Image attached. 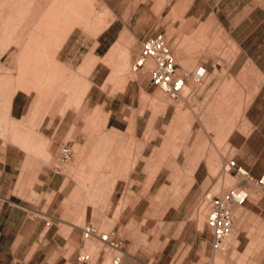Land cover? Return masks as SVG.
Returning a JSON list of instances; mask_svg holds the SVG:
<instances>
[{
  "label": "rangeland",
  "instance_id": "374dc122",
  "mask_svg": "<svg viewBox=\"0 0 264 264\" xmlns=\"http://www.w3.org/2000/svg\"><path fill=\"white\" fill-rule=\"evenodd\" d=\"M4 1L7 5L5 3L3 7L1 5L4 3L0 4V11L8 8L9 1L11 14L19 4L22 8L25 1L28 2ZM45 1L36 4V12H26L29 16L34 13L31 17L18 11L22 15L14 18L19 22L21 20V24L27 20V31L30 29L40 39L47 37V42L54 43L58 38L64 39L70 18L64 15L58 21L52 19L38 24L37 20L43 18L48 6L54 2ZM191 1L192 6L186 11ZM87 3L96 10L94 24L115 18L113 6L124 7V19L115 20L112 30L122 27L121 34H126L117 37L103 58L92 51L95 35L88 31L89 28L72 26L57 51V62L53 68L59 72L58 75L65 71L62 75L66 78L80 77L79 67L88 57L93 62L101 60L102 67L98 63V69H90L86 75L84 81L88 88L85 95L80 102L77 101V105L74 103L77 91L70 92L69 96L65 94L64 98L67 99L61 96L51 100H36L34 95L18 91L24 94L22 101L26 102V107L21 116L11 117L14 122L9 125L11 121L0 101V134L8 137V133L14 131L38 140L40 145L36 146L38 150L35 154L40 162L51 165L53 172L62 173L80 185V195L69 202L73 206V221L81 223L85 219V223L90 222L101 230L112 227L121 239L124 251L138 258L150 255L154 258L151 262L156 263L157 250L162 245L160 231L165 227L163 216L176 214L180 217L181 212H174V206L182 195L180 193V197H175L173 192L178 187H184L187 171L195 166L193 182L185 191L182 190V194L185 193L184 203L189 199L188 204L198 218V226H201V220L208 230L200 211L203 193L208 191L214 194L236 184V177L232 172L224 171L222 164L229 156L236 155L231 141L234 143L247 130L243 108L262 76L251 67L250 61L256 57L258 63L264 64V0H88ZM100 4L110 10L113 18L105 13L98 16ZM163 8L175 14L179 20L164 36L181 69L189 70L203 60L225 61V69H207L202 84L192 86L188 82L187 92L174 97L152 85L147 73L142 70L132 73L129 66L133 55L128 57V49L130 53H136L139 42L127 35L126 28L130 25L145 27V19L152 14L157 15ZM16 11L13 12L18 14ZM3 12L0 15L4 14L1 18H5V23L9 25L13 20L18 23L19 31V22L11 18L14 15H8L9 9L7 13ZM5 14L8 16L5 17ZM23 15L26 16L24 19ZM171 33H175L176 37L169 40ZM111 39L110 36L108 41ZM2 60L6 67L13 68L12 61L6 56ZM0 72L5 71L1 69ZM13 81H10L13 83L9 87L16 82ZM9 87L7 85L6 89L14 86ZM59 111L65 112V115L62 117ZM19 112L20 109L17 115ZM41 112H47L43 126L50 119L47 131L23 132L39 126ZM3 129L5 133L8 131L7 134ZM7 137L6 140H14L12 136L11 139ZM14 141L17 142V139ZM62 146L68 147L69 153L66 159L59 161ZM95 152L101 155L94 157ZM120 152L123 158H128L126 166L116 163ZM208 164L212 167L209 168ZM127 168L133 169L131 178L123 181L113 179L125 177ZM212 168L214 174L210 172ZM174 186H177L176 189ZM251 187V195L241 204L233 206L236 207L233 209L236 244L226 252L210 247L213 264H264V218L249 214L242 219L243 214L237 213L246 203L256 202L259 194L253 192L254 185ZM257 220L260 224L255 229L251 228V222ZM246 236L248 241L241 249ZM90 239L92 241H88ZM84 241V249L91 258L97 252L105 257L109 254L97 240L89 238ZM174 245L171 242L167 248ZM185 245L180 252L184 251ZM191 248L188 253L190 264H205V256L193 250L195 245Z\"/></svg>",
  "mask_w": 264,
  "mask_h": 264
},
{
  "label": "crops",
  "instance_id": "0c3cea01",
  "mask_svg": "<svg viewBox=\"0 0 264 264\" xmlns=\"http://www.w3.org/2000/svg\"><path fill=\"white\" fill-rule=\"evenodd\" d=\"M192 3L193 1L189 3L186 11L191 8ZM112 10L116 14L115 18L95 35L92 51L98 57L105 58L106 53L122 32V27L112 30V26L115 20L124 19L122 14L125 9L113 6ZM174 15L163 8L157 15L152 14L145 19V27L136 25L131 27L130 25L129 28H126L127 35L131 36L133 41L138 42L146 35L157 32H161L164 36V33H167L179 21ZM110 36L112 39L108 41ZM175 37V33H171L168 39ZM165 40L168 43L166 38ZM253 42L255 43V40ZM128 50L129 56H127H134L135 53L132 54V51L130 53V49ZM107 57L110 58V56ZM89 60L91 61L88 57L85 61L89 62ZM88 62L84 64H88ZM98 63H100L99 67H102L101 60H96L91 64L90 69H98ZM199 64L203 65L206 70L225 69V61L203 60ZM250 65L257 69L258 74L263 77H259L260 80L256 83L243 108L244 124L247 125V130L239 135L234 143L231 141V144L234 145L236 153L232 157L253 177H256L259 174H264V64L258 63L254 57L251 59ZM176 67L180 68L177 64ZM143 73L146 72L143 71ZM23 95L18 91L12 95L8 107L10 111H6L4 106V110L6 113L8 112L7 115L10 116L9 119L22 115V111L26 107V102L22 101ZM0 101L4 103L2 98ZM19 109L21 112L17 115L16 112ZM50 115L52 114L50 113ZM64 115L63 112L61 116ZM42 121H44V115ZM49 121L46 126H43L42 123L37 126L38 130L36 128L34 130L27 129L23 132L44 133L50 126ZM25 138L27 140L24 146L18 142L6 140L0 134V264H110L111 253L105 257L97 252L94 258L90 257L87 262H80L77 259L78 252L85 251L84 240L86 239L81 236L79 226L86 221L82 219L81 223H76L71 219L73 206L69 202L74 196L80 195V185L62 173L53 172L51 165L41 163L35 154L38 150L36 146L40 145L39 141L28 135ZM116 148L121 149V147ZM93 155L98 157L101 153L95 152ZM117 155L119 160L116 163L119 166H126L128 164L127 156L123 158L122 152ZM132 170L127 168L125 177L119 176L113 179L115 181L128 180L131 178ZM254 186L253 192L259 194L258 198L256 202L252 201V203L241 206L237 213L243 214L242 219L247 218L249 214L260 219L264 218V184ZM184 197L185 193L174 206V212H181L180 217H177L176 214L163 216L165 227L160 231L162 245L157 250L156 263L151 262L154 258H151L150 255L138 258L133 253L123 250L118 264H190L188 253L193 245H195L193 250L198 255L205 256L203 261L205 264H213L210 230L204 226L202 221L201 226H198V218L196 215L194 216V211L188 204L189 199H186L184 203ZM259 220L251 222V228L255 229L260 224ZM244 235L246 234L244 233ZM247 241L248 236H246L241 249ZM171 242L175 244L174 247L167 248ZM184 244L186 247L183 252H180L179 250L183 249Z\"/></svg>",
  "mask_w": 264,
  "mask_h": 264
},
{
  "label": "bare ground",
  "instance_id": "6f19581e",
  "mask_svg": "<svg viewBox=\"0 0 264 264\" xmlns=\"http://www.w3.org/2000/svg\"><path fill=\"white\" fill-rule=\"evenodd\" d=\"M2 1L3 2H1V0H0V4L4 3V5H1V6L5 7L6 2L4 0H2ZM27 1H28L27 3L25 1L26 5L24 2H22V4L24 3V6L22 8H21V4H19V6H18L19 9L18 8H17L18 10L16 9L17 11L15 9H13V10L11 9L12 14L10 11L11 7H9L10 3L8 1V4H9L8 8H5L4 12H3V10L0 11V13L1 12L7 13L8 9H9L8 15H11V16L14 15L11 18H14V17L17 18V16L21 14V13L19 14L18 11H20L22 13H26V12L29 13V10L36 12V7H35L36 4H42L43 3V2L41 3L42 0H27ZM43 1H45V0H43ZM87 1L88 0H81V1L80 0H54V2L50 6H48V8L46 10V14L43 13L44 14L43 18L40 17L37 20V22L39 24L41 22H46V21H48V22L53 21V20L58 21V19L60 17H63L64 15H66V17L70 18L69 19L70 25H69L67 32H65L63 35L64 39H66L65 38L66 35L69 34L68 32L70 31L71 27L74 25L81 26L82 29L83 28L84 29L89 28L88 31H90L92 35H96L99 31H101V29H103L104 26L106 27L107 22L109 23V21L106 20L107 21L106 22L104 20L105 22L102 23V20H101V23L100 22L98 23V24H100L99 26L96 23L94 24V21H95L94 19L97 18V15L95 13L96 10H95V8H92V5H89L87 3ZM45 2H47V1H45ZM6 5H7V3H6ZM32 8H33V10H32ZM6 9H7V11H6ZM13 11L18 12V14L13 12ZM13 13H15V14H13ZM27 13H26V16H28V17H31V15L34 14V13H32L29 16L30 13L29 14H27ZM100 13L101 14L105 13V14H107V16L110 15L111 18H113L112 13L104 4H100V10L97 11L98 16L100 15ZM1 15H3V16H1ZM1 15H0V70L3 69V71H5V72H3V73L0 72V98H2V100L4 101L3 104H5L4 106L6 108V111H10L8 109L10 99H11L12 95L17 91H23L24 93H26L28 95H34L36 100H40V99L51 100V98H53V99H54V97H60L61 98V96H63V98H64L65 94H66V96H69L70 92L74 93L77 91V96L75 95L76 97H74L76 99V100H74L75 101L74 103L78 105L77 101L80 102V100L83 98L82 96L85 95V92L88 88V85L86 84V81H84V80L86 78V75H88V72H89L90 68L92 67L91 64L93 62L89 60V62H92L90 64L88 61H84V63L88 62V64L83 63L82 66L79 67V70L81 71V72L79 71L81 73V76H80L81 78L79 76H76L73 78L68 77L69 78L68 79V78L64 77V75H62L63 73H65V71L64 72L61 71V74H60L61 76L58 75L59 72L57 73L54 70L53 66L57 62V61L55 62L57 51L59 50L64 39L60 40V38H58L54 43H51V42L49 43V42H47L48 40H46L47 37H45V39L43 40V39H40L38 36H36V34H34L30 29L27 31V28H28V26H27L28 24H26L27 20H26V23H24V21H23L22 23H24V24H21V20L19 22L16 18H14L15 20H17V22H19L18 27L20 29L18 28L19 29V31H18L17 30V24L18 23L13 22V20H12L13 24L10 21L11 23L8 25L5 23L6 22L5 18L2 19L4 17V14H1ZM5 15H6L5 17L8 16L7 14H5ZM23 16L22 17L24 19L26 16L25 15H23ZM103 17H105V15ZM11 18H8V20ZM98 20H99V17H98ZM29 24H32V23H29ZM96 25L98 27H96ZM5 56L7 57V59H10L12 61L13 68H8L5 66V63H3L4 61L2 60L3 58H5ZM195 56H196V54H195ZM147 64H150V61H147ZM56 69H57V67H56ZM60 70H62V69H60ZM141 70H143L147 73V70L145 68H140L137 71L139 72ZM137 71L131 70L132 73L133 72L136 73ZM11 80L12 81L15 80L16 82L14 83V85H12V86H14L12 89L7 90L6 86L8 85V87H9V85H11L14 82V81L10 82ZM68 82H69V84H68ZM192 86H197V85L192 84ZM11 87H9V88H11ZM186 88H187V85L184 87V90H187ZM186 92L187 91H183V93H186ZM71 97H72V95H71ZM64 99H67V97H65ZM68 102H70V101H68ZM45 113H47V112H44L43 114L41 112L42 116H41V119L39 118L40 120L38 121V123H39L38 125H41V123L44 122L42 120H43V115H45ZM60 114H62V112H60ZM8 118H9V115H8ZM9 120L11 121L9 125H11V123L14 122V120L13 119H9ZM4 131H5V129H3V132ZM7 132L8 131H6V133L4 132V134H7ZM9 136H10L9 139H11L13 137L14 140L17 139V142L19 144L25 146V142L27 140L25 137L27 135H21V133L17 134V133H14V131H11V133H8V137ZM5 137H7V136H5ZM14 140L11 139V141L15 143L16 141H14ZM8 141H10V140H8ZM207 166H209V168H210L211 164H208ZM194 168H195V166L192 167L189 171H187L188 174L185 177V181H187V182H185L184 187H181L182 189L181 188L179 189V187L176 189L177 186H174V188L176 189V190L174 189L175 192H173L175 197L176 196L180 197L179 195H180V193L182 195V190L185 191V189H187L190 186V184L193 182V180H194V175H193ZM215 168L216 167H214V170H216ZM210 172H211V174H214V173H212L213 168ZM181 184H182V181H181ZM251 188H250L249 196L251 195V192H252ZM208 193L211 194L210 192H208ZM232 207H231V211H232V214H234L233 209L236 207H233V208ZM200 211H201V206H200ZM201 224L202 223L200 220V225ZM233 226H234V223H232V227L230 229V232H229L228 236L226 237L227 241H228L227 245L229 248H231L232 245L236 244L235 243L236 240L234 239L235 235L233 236V234H235V233H233ZM88 241H92V240L90 239ZM90 248H92V246H90ZM106 250L109 251V253H112V250H109V249H106Z\"/></svg>",
  "mask_w": 264,
  "mask_h": 264
},
{
  "label": "built area",
  "instance_id": "2783aa9c",
  "mask_svg": "<svg viewBox=\"0 0 264 264\" xmlns=\"http://www.w3.org/2000/svg\"><path fill=\"white\" fill-rule=\"evenodd\" d=\"M147 61H150V64H147ZM129 66L132 71L145 68L149 82L171 97L183 93L188 82L200 85L207 75L205 67L201 64L189 70L178 69L173 52L161 32L146 35L139 41V49L134 54ZM68 153V147L62 146L59 150V161L66 159ZM222 169L233 173L237 179L236 184L214 194L205 191L200 205L204 221L210 230L211 246L226 252L229 247L225 243V239L233 223L231 207L241 204L248 198L250 185L262 186L264 174L253 177L232 156L226 158ZM79 227L83 238H95L102 249L112 250L110 264L119 263L123 249L121 239L117 237L112 227L101 230L90 222ZM76 257L80 262H87L90 259V254L83 250L78 252Z\"/></svg>",
  "mask_w": 264,
  "mask_h": 264
}]
</instances>
